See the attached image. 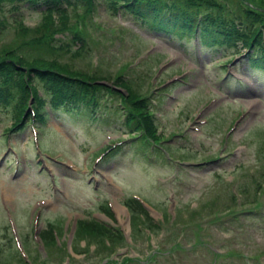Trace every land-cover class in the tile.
I'll return each mask as SVG.
<instances>
[{"label": "rangeland", "instance_id": "rangeland-1", "mask_svg": "<svg viewBox=\"0 0 264 264\" xmlns=\"http://www.w3.org/2000/svg\"><path fill=\"white\" fill-rule=\"evenodd\" d=\"M1 1L0 56L55 60L107 81L109 108L146 97L154 120L140 104L136 118L154 142H132L104 107L97 120L61 110L17 132L12 109L0 108V264H263L264 71L248 75L246 54L228 64L245 47L201 46L103 0L13 15L7 8L18 0ZM216 1L230 13L244 8ZM29 79L13 82L28 87L23 109L37 110L41 84ZM132 194L149 209L145 219L126 209ZM87 219L119 229L123 240L94 237ZM48 224L57 236L44 242Z\"/></svg>", "mask_w": 264, "mask_h": 264}, {"label": "trees", "instance_id": "trees-1", "mask_svg": "<svg viewBox=\"0 0 264 264\" xmlns=\"http://www.w3.org/2000/svg\"><path fill=\"white\" fill-rule=\"evenodd\" d=\"M95 1L96 0H18L14 1L16 5L7 9L10 10L11 15L21 13L23 7L31 9V7L34 6H38L39 8L45 7L46 9L49 8L56 12L59 11L58 9L64 11L66 6H88ZM107 1L115 10H120L122 8L131 14L133 13L142 23L144 22L152 28L168 31L173 34H192L198 29L203 33V39L206 44L217 45L225 41L228 42L231 38L236 36L240 38L243 37L244 42L249 46L259 44V36H257V31L255 29L249 30L250 32L246 31L239 33L236 30L235 22L230 18L231 16H225L226 19L223 18L224 12H222V8H218L216 10L217 12L214 13L212 9L217 7V3L213 0ZM3 2L4 1H1L0 3L1 11V4ZM247 14L248 12H245V15ZM249 16L254 22L256 20L262 22V19L257 17V15L251 14ZM77 38L85 46L86 41L81 32ZM257 50L260 51V55L255 54V57L253 56L252 58L253 62L264 68V46H260ZM47 60L42 59L39 62V59H37V63L31 64L27 62L24 63L21 59L16 57L8 58L7 56H0V108L8 106L13 109L15 126H21L28 117L32 120L34 119L29 111L25 114L27 108L23 109V107H25L24 104L29 98L28 87L20 84L15 85L14 83L26 76L30 78V83L34 86H37L38 83L41 84L43 101L36 102L39 107H37L38 113L44 110V103H48L57 108L61 106L67 107L68 109L73 108L81 110L83 108L85 110L89 108V112L92 115L95 109L92 110L91 108H99L101 105L100 100L103 98L104 94L108 92L107 86L97 84V79L92 76H88L81 71L79 72L67 68L61 62H56L55 60H49L48 62ZM114 91L118 92L116 90ZM139 104L147 111V116L153 119L154 113L150 110L146 97L136 100V102H131L129 104V112L126 111L124 113L126 125H136L132 132L138 129H140L141 132L145 129L148 131L151 128L150 125L145 128L141 120L136 118L137 112H135V110ZM130 105L133 106V108ZM39 116L41 119V112ZM149 123L154 127V130L157 131L155 123L152 121H149ZM155 138L157 139L156 135ZM126 206L131 212L143 217L148 216V209H146L143 202L137 198H128ZM101 210L112 220H115L114 212L111 211L109 207L102 206ZM81 222L85 223L86 230H89L96 238L107 239L111 236L118 240H123L122 232L118 229H114L110 225L108 226L104 222L95 219L81 220ZM40 236L44 241H54L55 235L53 225L48 224Z\"/></svg>", "mask_w": 264, "mask_h": 264}, {"label": "bare ground", "instance_id": "bare-ground-1", "mask_svg": "<svg viewBox=\"0 0 264 264\" xmlns=\"http://www.w3.org/2000/svg\"><path fill=\"white\" fill-rule=\"evenodd\" d=\"M115 210L117 211L119 216L125 211L124 207H122L120 204L116 206Z\"/></svg>", "mask_w": 264, "mask_h": 264}]
</instances>
